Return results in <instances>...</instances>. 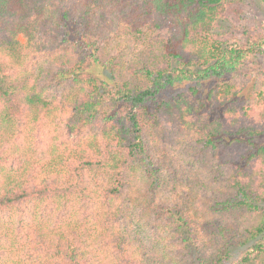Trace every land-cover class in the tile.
Instances as JSON below:
<instances>
[{"label": "trees", "instance_id": "obj_1", "mask_svg": "<svg viewBox=\"0 0 264 264\" xmlns=\"http://www.w3.org/2000/svg\"><path fill=\"white\" fill-rule=\"evenodd\" d=\"M76 1L0 0V129L2 114L22 122L34 87L31 102L40 114L62 109L73 140L53 148L54 164L19 165V173L5 165L11 156L0 136V222L28 208L55 207L64 217L79 201L102 202L116 264H264V91H250L264 81V23L248 18L253 0H124L125 14L149 29L136 53L94 27ZM85 1L119 8V0ZM15 10L18 28L32 35L28 46L11 29ZM48 13L57 23L47 44V33L36 39L50 27ZM38 54L51 66L39 82L15 74L8 57L30 62ZM182 138L181 158L192 169L178 162ZM134 192L152 203L149 217L178 236L177 258L128 232L123 205ZM51 222L34 225L27 239L42 262L103 264L87 251L90 229L73 238ZM11 226L3 223L0 234L8 237Z\"/></svg>", "mask_w": 264, "mask_h": 264}, {"label": "rangeland", "instance_id": "obj_2", "mask_svg": "<svg viewBox=\"0 0 264 264\" xmlns=\"http://www.w3.org/2000/svg\"><path fill=\"white\" fill-rule=\"evenodd\" d=\"M76 2L82 8L90 10L93 26H98L101 31L106 32L111 38V41L116 45H123L127 41L131 46L130 51L136 53L148 42L149 29L143 27L139 22L134 24L131 16L125 14V11L128 14L130 11L125 9L124 0L118 1L119 8L111 7V3L105 2V10L92 9L85 0H77ZM76 8L78 7L76 6ZM252 9V12L248 16L249 20L264 23V4L258 0H253ZM15 12L16 19L11 20V29L14 31L17 40L24 46H28L32 41V35L28 31H23V29L18 28V24L22 21V12L21 10H15ZM46 18L50 27L46 29L43 26L40 30L41 34L37 36L36 41L42 37L44 32V34L47 33L44 38L48 44L54 40V34L56 33L54 25L57 22L55 20L54 23H51L52 18L49 13L46 15ZM31 20L33 25L35 22L37 23L34 18ZM39 52L41 53L40 50H38ZM8 59L16 75L27 72L31 73L34 82H39L42 76L41 70L51 69L50 58L47 59V55L45 54H38L30 62H27V60L19 61L9 57ZM260 63L261 67L259 69H263L264 56L260 59ZM43 73L46 74L45 72ZM252 86L250 91L253 88L258 92L264 91V81L260 82L258 79H255ZM69 90L65 87V93H68ZM73 91L76 92V89ZM34 92L39 93V90L31 87L27 91L25 98L27 115L22 122L18 123L13 119H8L5 114H2L4 121L2 129H0V136L3 142L1 145L4 144V146H0L6 154L11 156L5 165L19 173L23 172L19 170V165L30 167L33 164L39 170H43L48 167V164H54L52 162L56 157L53 155V148L57 147L58 151L60 149V143L63 141L69 142L70 144L73 143V140L65 136L66 128L62 126L64 120L62 121L61 117L66 119V116L61 112L62 109L59 110L53 106L50 108V111L48 110L44 114H40L38 107L30 100V96ZM56 99L60 101L61 98L57 97ZM183 128L186 130V125L183 124ZM184 141L182 138V144L179 142L175 147L178 149L180 156L178 159L179 165L187 168L191 166V163L185 164L184 158H181ZM56 154L57 152H55ZM65 165L64 167H59L64 169L68 164ZM181 174L183 173L181 172ZM133 195V199L123 205V213L130 224L128 232H134L149 250L154 251L155 249L158 251L162 249L169 260H171V257L177 258L180 253L178 236L169 229L160 228L159 222L155 218L149 217L152 203L147 199L145 194L134 192ZM161 197L169 200V193L164 192L161 194ZM178 202H180V198H178ZM64 208L65 213L68 208L67 206ZM58 212L55 207L47 211L28 208L25 213L14 212L2 216L0 228L5 223V225H12V230L8 231V237L0 234V264H61L60 262L54 261L42 262V258L39 259V257H42L40 255L42 252H38L32 247L31 240L27 241L30 236L29 233L35 228L33 227L34 225L50 219L52 221L51 230L53 232H60L63 235L69 234L73 238H75V235L84 236L85 229L93 230V232L89 230L88 238L85 237L87 251L95 256L94 259L100 260L103 264H114V262L116 264L113 244L111 242L112 239L103 234L102 220L104 207L102 202L79 201L75 205V209H69L64 217L62 215L63 213L59 214ZM58 215L61 216L60 220H58ZM143 230H146V235H144ZM184 238L186 239V237ZM204 238L206 237L204 236ZM243 250L240 249L239 252ZM147 255L149 254L147 253Z\"/></svg>", "mask_w": 264, "mask_h": 264}]
</instances>
